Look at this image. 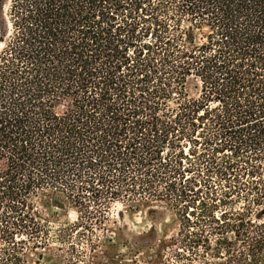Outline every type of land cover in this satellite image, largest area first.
<instances>
[{"label": "trees", "instance_id": "1", "mask_svg": "<svg viewBox=\"0 0 264 264\" xmlns=\"http://www.w3.org/2000/svg\"><path fill=\"white\" fill-rule=\"evenodd\" d=\"M8 18L0 264L51 244L108 264L78 247L117 202L176 213L163 264H264V0H11ZM43 198L77 222L54 228Z\"/></svg>", "mask_w": 264, "mask_h": 264}, {"label": "rangeland", "instance_id": "2", "mask_svg": "<svg viewBox=\"0 0 264 264\" xmlns=\"http://www.w3.org/2000/svg\"><path fill=\"white\" fill-rule=\"evenodd\" d=\"M11 0H0V52L3 49L2 40L10 32L8 18ZM124 211V219H118L120 208ZM37 206L43 217L47 218L54 228L70 222L75 223L79 214L73 209L60 208L51 204L49 198L37 201ZM138 209L139 211H130ZM153 212L157 215L154 218ZM180 229V221L176 213L164 204L153 203H113L106 214V219L101 227L91 234L86 240H91L97 245L93 254L86 240L80 251L85 252L84 259L96 256V261L108 264H163L165 256L169 253ZM17 235L16 241L24 239ZM0 245L9 247L0 239ZM47 249L32 250L28 252L29 264H57L60 258L58 248L60 244H51ZM65 254V253H64Z\"/></svg>", "mask_w": 264, "mask_h": 264}, {"label": "snow or ice", "instance_id": "3", "mask_svg": "<svg viewBox=\"0 0 264 264\" xmlns=\"http://www.w3.org/2000/svg\"><path fill=\"white\" fill-rule=\"evenodd\" d=\"M117 207L120 208V211L118 214V219L123 220L124 219V211L119 205H117ZM130 211H137L138 212L139 210L138 209H130ZM261 214L264 215V212H262ZM152 215L155 218L157 214L155 212H153ZM260 222L264 223V219H262Z\"/></svg>", "mask_w": 264, "mask_h": 264}]
</instances>
